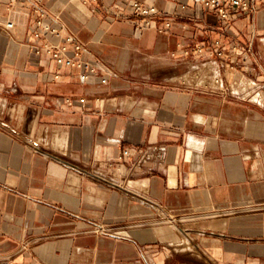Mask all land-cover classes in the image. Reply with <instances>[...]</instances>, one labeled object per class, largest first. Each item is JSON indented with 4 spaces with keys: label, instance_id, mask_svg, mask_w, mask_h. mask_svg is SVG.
Wrapping results in <instances>:
<instances>
[{
    "label": "crops",
    "instance_id": "crops-1",
    "mask_svg": "<svg viewBox=\"0 0 264 264\" xmlns=\"http://www.w3.org/2000/svg\"><path fill=\"white\" fill-rule=\"evenodd\" d=\"M139 1L161 14L143 29L134 0H0L1 259L264 264V107L207 83L214 63L264 99V3ZM39 23L94 72L58 65ZM215 40L199 85L184 51Z\"/></svg>",
    "mask_w": 264,
    "mask_h": 264
},
{
    "label": "built area",
    "instance_id": "built-area-1",
    "mask_svg": "<svg viewBox=\"0 0 264 264\" xmlns=\"http://www.w3.org/2000/svg\"><path fill=\"white\" fill-rule=\"evenodd\" d=\"M13 4L20 2L21 0H11ZM197 5L207 9L211 12L217 13L222 19L229 21L231 18L232 11L249 13L252 11L253 4H257V2L264 3V0H193ZM132 14L140 19V27L141 29L149 27L153 24L155 19L160 16V10L153 4H149L145 1L134 0L132 4ZM172 25V21H165L163 24V28H170ZM12 23H8L6 25L7 28H13ZM40 31H37V37L41 36L44 31L52 32L56 37H61L63 42L58 45H53L51 43L44 44V50L47 54L56 61L59 65H64L67 67H78L84 68L85 71L94 72V68L90 65H86L83 62L81 57L84 54V48L82 45L75 42L73 37L63 38L62 31L50 28L49 26H43L39 23ZM164 29H161L163 31ZM72 48L74 55L69 56V51ZM41 49L37 50L39 54ZM184 56L195 57L197 60L201 58H205L201 63H197L193 66V70L197 69V67L201 66L207 68L208 62H212V59L217 56L219 59H224L226 56L224 50L222 48V41L215 40L212 44H207L202 42L200 45L195 48H189L184 51ZM212 68V83L214 86H218L219 89L224 91L228 90L230 94H233L239 98L250 99L257 103L258 105H262L264 107V99L261 96V92L263 89V85L257 83L255 81L240 79L237 81H232L228 86L224 83V80L221 76V71L219 70L221 66H214V63L210 65ZM83 80L88 79V75L82 76ZM106 82V80H103ZM0 264H26L15 263L12 261L10 257L0 258Z\"/></svg>",
    "mask_w": 264,
    "mask_h": 264
},
{
    "label": "rangeland",
    "instance_id": "rangeland-1",
    "mask_svg": "<svg viewBox=\"0 0 264 264\" xmlns=\"http://www.w3.org/2000/svg\"><path fill=\"white\" fill-rule=\"evenodd\" d=\"M193 48H195V47H193ZM203 68L204 67H202V65H201V66L197 67V69L192 70V71H194V74H196V76L199 77L197 80V84H199V85H202L204 83V81H206V80L208 81V77H209V75L206 73V71H207L206 68H204V70H203ZM209 70H210L209 71L210 77H212L213 76L212 75V72H213L212 68ZM204 73H206V74H204ZM207 83L212 84L214 82L212 79H210V81H208Z\"/></svg>",
    "mask_w": 264,
    "mask_h": 264
}]
</instances>
